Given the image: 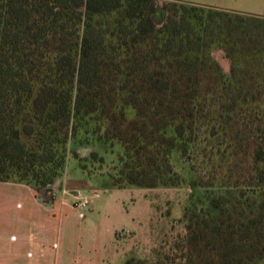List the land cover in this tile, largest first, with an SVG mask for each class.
Returning <instances> with one entry per match:
<instances>
[{"label": "trees", "instance_id": "1", "mask_svg": "<svg viewBox=\"0 0 264 264\" xmlns=\"http://www.w3.org/2000/svg\"><path fill=\"white\" fill-rule=\"evenodd\" d=\"M175 148L189 163L183 233L125 264H264L263 15L0 0V181L40 192L72 157L118 188L151 187ZM143 150L146 174L123 167Z\"/></svg>", "mask_w": 264, "mask_h": 264}, {"label": "rangeland", "instance_id": "2", "mask_svg": "<svg viewBox=\"0 0 264 264\" xmlns=\"http://www.w3.org/2000/svg\"><path fill=\"white\" fill-rule=\"evenodd\" d=\"M176 1L264 16V0ZM114 150L123 149L115 145L110 151ZM109 155L107 160L116 159L115 154ZM149 156L150 151L143 150L141 155L126 158L122 165L127 168L125 163L129 164L130 160L146 174ZM68 163L66 182L77 187V191L65 192L54 203L50 193L33 188L40 195V206L35 201L39 199L36 193L31 196L26 190L12 194L0 191V197H12L13 207L11 217L7 216L11 222L6 225L3 224L5 211L0 207V230L5 236V241L0 243L3 256L7 257L11 250L14 253L32 251L29 244L33 243L39 244L40 251L45 250L48 256L67 250L58 264H89L91 259L94 264H125L131 258L149 263L154 260V248L167 247L174 237L183 233L180 217L189 194V163L177 148L170 156L154 159L152 170L156 184L151 187L123 182L122 188H118L111 177L89 175V172L96 173L93 169L82 173L74 159ZM101 171L100 174H106L105 168ZM79 199H87L86 206H77ZM37 226L44 237L25 236L27 245L22 244L24 238L19 230L29 232ZM46 261L52 260L47 257Z\"/></svg>", "mask_w": 264, "mask_h": 264}, {"label": "crops", "instance_id": "3", "mask_svg": "<svg viewBox=\"0 0 264 264\" xmlns=\"http://www.w3.org/2000/svg\"><path fill=\"white\" fill-rule=\"evenodd\" d=\"M70 159H74L75 160V165L77 166V168L80 170V172L83 173V170L80 169L78 167V160L75 159V158H72L70 157L67 161V164L64 168V171L61 173L60 176H58L54 182L50 185V187L46 188V189H43L41 191V193H50V195H52V198L53 200L51 201V203H54V201L58 200V198H60L62 195H64L65 192L67 191H77V187H74V186H71V185H68V182H66V174H67V168H68V165H69V160ZM102 171L99 170V171H96V173H88L89 175H92V176H107L106 174H100ZM87 173V172H86ZM108 177V176H107ZM66 188V189H65ZM21 190H26L27 193H29V195H35L34 193H36L37 200L36 203L38 204V206H40V195L38 194V192H34V190L32 188H30L29 186L25 185V184H21V183H13V182H3V181H0V191H4L5 194L7 193H10L12 194L13 192H19ZM78 192L79 194H81V190L78 188ZM78 194V196H79ZM98 194H96L97 196ZM77 196V195H75ZM95 196V197H96ZM11 201H12V197L11 196H4V197H0V207H3L5 213H4V217H5V220L3 222L4 225H6L7 223H10L11 220L10 219H7V216L8 214H10L8 216L11 217V214H12V205H11ZM34 202V201H32ZM45 202V201H44ZM21 210V209H20ZM1 214V213H0ZM23 236V241L21 242L22 244L24 245H27L26 243V239H25V236H31V237H34V238H38V237H41L43 238V234L42 232L40 231L39 229V226L36 227V230H32V231H29V232H25V231H21L19 230ZM5 236L3 234V231L0 230V243H3L5 241ZM30 248L32 251H25V252H20V253H14L13 250H11L8 254V256H3L1 251H0V264H58L59 262H61L62 259L65 258L66 256V253L68 252L67 250H64L63 251V254H60V252H53L52 255H49L44 251H40V245L39 244H29ZM57 249H59L57 247ZM59 253V254H58ZM17 255V256H16ZM48 257V259H51L52 261L48 262L46 261V258ZM68 260V259H67ZM73 260V259H71ZM70 260V261H71ZM74 261V260H73ZM89 264H94L92 263V259L89 261Z\"/></svg>", "mask_w": 264, "mask_h": 264}, {"label": "built area", "instance_id": "4", "mask_svg": "<svg viewBox=\"0 0 264 264\" xmlns=\"http://www.w3.org/2000/svg\"><path fill=\"white\" fill-rule=\"evenodd\" d=\"M78 202H79V203L76 204L77 206L84 207V206H86V204L88 203V200H87V199H86V200H81V199H79Z\"/></svg>", "mask_w": 264, "mask_h": 264}]
</instances>
